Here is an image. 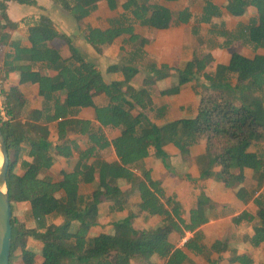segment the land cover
<instances>
[{"label":"trees","instance_id":"1","mask_svg":"<svg viewBox=\"0 0 264 264\" xmlns=\"http://www.w3.org/2000/svg\"><path fill=\"white\" fill-rule=\"evenodd\" d=\"M8 1L0 0V126L11 161V256L26 236L40 242L34 249L51 262L69 257L74 264H134L139 259L149 264H186L188 249L212 264L226 259L230 264H264V192L257 195L258 188L250 182L236 191L239 199L245 204L252 201L263 214L249 238L252 247H262L261 252L253 256L233 248L228 257L235 234L227 231L205 243L202 230L196 228L209 217L194 207L186 219L155 169L158 160L173 169V157L183 154L188 159L198 142L219 166L225 186L234 178L233 162L264 169V122L259 113L229 98L216 99L206 90V86L225 87L231 80L229 63L213 64L207 53L239 43L252 55L232 52L233 63L243 64L235 88L249 86L257 103H264V57L257 56L264 49V0H202L199 9L196 0H189L174 14L154 0H63V8L80 23L86 41L100 55L115 60L106 67L113 76L110 81L48 14L15 20ZM102 2L115 14L100 15ZM225 15L238 19L229 25ZM191 21V32L202 47L184 44L179 65L161 62L147 48L148 34L155 29ZM22 24L27 28L20 32ZM57 41L66 42L68 53H59ZM28 72H36L31 82L38 87L40 102L28 100L19 108L10 99L12 85L24 82ZM169 79H174L170 85L174 93L191 87L197 101L172 106L156 100L151 81L166 84ZM84 108H92L94 115L83 117ZM208 110L213 112L210 117ZM69 126L75 127L73 134ZM112 155V181L99 180L102 159ZM70 161L71 165L65 164ZM58 167L55 178L53 169ZM15 174L21 179L20 193L14 197ZM190 184L207 186L199 179ZM134 195L139 196L136 206L146 214L160 216L163 225L181 235L185 230L194 235L182 247L159 232L132 238L131 223L119 218L118 212L134 205ZM14 199L25 200L28 206L20 211ZM255 217V212L243 209L231 219L240 227ZM153 255L158 259L152 260Z\"/></svg>","mask_w":264,"mask_h":264},{"label":"rangeland","instance_id":"2","mask_svg":"<svg viewBox=\"0 0 264 264\" xmlns=\"http://www.w3.org/2000/svg\"><path fill=\"white\" fill-rule=\"evenodd\" d=\"M33 1H35V3L37 4V11L47 13L50 12L52 18L55 20L59 28L63 32H66L72 36L77 46L80 47V49L89 59L95 61L98 64L99 68L105 72L107 80L110 81L113 76L106 72V67L109 63L114 62L115 60L106 56H102L95 51V49L84 38L80 23L71 15L69 11L63 8V6L61 5V0H40L42 5H39L37 0ZM154 1L160 3L162 7L171 14H174L178 7L187 5L189 3V0ZM195 3H197L196 6H198L199 9L202 0H196ZM8 5H10L9 11L10 15L13 18H16L17 15H23L24 13L27 14L30 11L32 12L33 9L32 5L27 3H19L16 0H9ZM98 13L103 17L115 14V12L110 11L103 2L100 5V10ZM225 18L227 19L229 25H233L238 19V17L233 15H225ZM261 19L264 20V14H261ZM192 24L193 22L191 21L180 26H176L173 24L171 27L163 30L155 29L148 34L146 40L147 48L153 53L158 54L161 62L169 65H179L181 62L184 44H189L192 48L197 49H201L202 47L199 37L191 32ZM26 28V25L22 24L20 32L25 31ZM56 45L60 54L68 53L66 42L64 43L63 41H57ZM233 51H237L245 55H252V51H250L248 47H244L239 43L235 44L232 48L229 49H217L214 52L207 53V58L209 60H212L213 64L219 62L229 63L231 67V80L227 82V86L225 87L216 89L212 88L211 86H206V90L212 97L216 99L229 98L234 100L238 105L244 103L245 105L254 108L259 113L261 121L264 122V103H257L256 95L253 90L249 89V86H245L246 88L242 90H237L235 88L237 72L242 69L243 64L241 62H238L235 65V61L233 63V61L231 60V54ZM2 56L3 48L0 49V65L2 64ZM257 56L264 57V49L259 50ZM35 75L36 72H28L25 75L24 82L18 81L12 85L13 87L10 94V99L15 102V104L19 108H23V104L28 100L32 101V103L35 104H38L40 102L38 87L36 84L31 82L32 77ZM173 80L174 79H169L166 84L151 81V83L155 85L154 87L156 90V100L160 102H167L172 106H178L179 104H183L188 101H197L196 92L191 87H187L181 92L174 93L170 86L172 85ZM200 80L203 79L201 78ZM200 85L202 86L203 84L200 83ZM212 114V110L207 111V116L210 117L212 116ZM84 115L85 117H91V112H86ZM74 131L75 127L69 126L68 132L70 134H73ZM114 157L115 155H112L111 157L106 156L102 159V164L98 172L99 180L101 179L112 181V178L110 176V172L112 170L110 160ZM183 157V154H179L175 158L173 157V161L171 164L174 165V168L170 170L171 172H169L168 169L164 168L162 162H159V160L157 161V164L155 163V169L156 173L158 174L157 176L164 180L163 185L166 187L168 194H172L174 199L179 202V206L183 211L184 216L188 218L190 215V209L199 206V209L209 216L208 222L201 226L205 243L210 244L219 236L223 234L225 235V232L230 231L235 234V236L230 235L232 238L230 240V243L232 244L233 248L238 249V251H245L250 255L257 256L261 252L262 247H252L251 243L249 242V238L251 234L257 230L261 222V218L259 216H262L263 214H260V212H258L252 201L245 204L241 199H239L236 195V191L239 186L242 185L243 181L246 182L254 178L256 182L252 180H250L249 182L254 184L256 188H258L256 192L257 195L262 194L264 192V169H254V174H251L248 170L251 168L241 166V168H243L245 172L242 170L237 172L235 170L231 185L224 186L219 174L217 173L218 167H214L215 162L213 161L211 154L204 148V143L198 142L193 148L192 155L184 163H182L184 160ZM71 162L72 161L65 164L71 165ZM60 165H63V161L59 163V166ZM161 168H163V172L160 171ZM57 170V168H54L53 172L57 173ZM185 170H187V172ZM56 173L54 174L55 178L58 177V174ZM257 175L258 178H255V176ZM14 176L15 189L12 194L15 197L20 193L21 177L17 174H15ZM193 179H199L200 181L204 180L206 181L207 186L196 187L190 185L191 180ZM198 198L201 199L202 202H198ZM206 200H208V202ZM14 201L16 204V208L20 211L28 206V203L25 200L17 201V199H14ZM138 201L139 196L134 195L132 197V205L134 204L131 207L132 215L128 217L130 220H133L135 224H132L134 226V233L132 237L137 238L143 236V234L140 233V231L142 230L141 227L145 229L154 228V230L145 232V234H150L153 232L156 233L157 231L155 229L159 226H161V228L171 230V226L162 224V219L160 221V216L154 217L149 215L150 219H148V221L142 220V211L135 207ZM211 203H213V205ZM243 209H249L255 212L256 217L253 221L243 223L240 227H237L232 223L231 218L233 215L238 214ZM103 212L105 214L107 212V209H102V213ZM136 212L140 214L137 215ZM121 215L127 216L125 211H121ZM101 222H106V218L104 216L101 217ZM147 225L148 227H144ZM93 230L95 231V228ZM174 232H176L174 235L175 238L172 237V240L176 245H182L184 243V239L181 240L180 234H178V232L175 230ZM191 235L192 233L189 232L186 237ZM45 238L46 235L41 236V243ZM34 245H40V242L32 241L31 238L23 236L20 246L14 251L12 256L10 255L9 264H65L72 262L70 258H62L58 262L48 261L45 257V254H39L37 248L34 249ZM216 256L217 253L214 254V258ZM155 257L157 256H154L153 258ZM230 262V260L228 261L226 259L222 262L213 264H230ZM234 263L240 264L236 261ZM186 264L212 263L207 261L201 255L189 252V257Z\"/></svg>","mask_w":264,"mask_h":264},{"label":"crops","instance_id":"3","mask_svg":"<svg viewBox=\"0 0 264 264\" xmlns=\"http://www.w3.org/2000/svg\"><path fill=\"white\" fill-rule=\"evenodd\" d=\"M17 1V0H16ZM63 0H61V5H63V2H62ZM19 2V1H18ZM37 2H38V4L39 5H42V3L40 2V0H37ZM19 3H27V4H30V5H32V7H33V9H32V12L30 11L29 13H24L23 15H17V17L16 18H13L11 15V17L13 18V19H15V20H19L20 18H22L23 16H26V15H33V16H38L40 13H46V14H48L51 18H52V16H51V14H50V12L49 13H47V12H40V11H37V4L36 3H31V2H19ZM10 6V5H9ZM8 12H9V14H10V11H9V7H8ZM28 12V11H27ZM19 18V19H18ZM53 19V18H52ZM53 21H54V23H55V25L57 26V28L58 29H60L59 28V26L56 24V22H55V20L53 19ZM61 30V29H60ZM63 55V54H62ZM155 82H157V81H155ZM154 85V84H153ZM155 86V85H154ZM86 112H91V117L94 115V110L92 109V108H84V110L82 111V116L83 117H85V113ZM87 117V116H86ZM251 148H253V147H251ZM171 153H174V154H176L177 153V150L176 149H171ZM187 160V159H186ZM186 160H183V162L182 163H184ZM162 164H163V162H162ZM62 165H60V167H61ZM163 166H164V168H166L165 167V165L163 164ZM170 166H172V168H174V165H170ZM218 168H217V167ZM214 167H216L217 169H218V172H219V166L218 165H215L214 164ZM231 170H232V172L234 173V171L236 170L237 172H239L240 170H242V171H244L245 172V170H243V168H241V165L238 163V162H233L232 163V165H231ZM248 168H250V167H248ZM56 169V168H55ZM57 169H59V167L57 168ZM166 169H168V171L169 172H171L170 170H172L170 167L169 168H166ZM253 168H251V169H248L249 171H250V173L252 174H254V169L252 170ZM58 171V170H57ZM160 171L161 172H163V168H161L160 169ZM186 172H187V170H185ZM217 172V173H218ZM56 173V172H55ZM54 173V174H55ZM173 173V172H172ZM185 173V172H184ZM57 174V173H56ZM185 176H186V174H185ZM187 176H188V173H187ZM255 178H258V175L257 176H255ZM101 180V179H100ZM250 180H252V181H255L256 182V180L254 179V178H252V179H250ZM250 180H248V181H246V182H242V184H246V183H248ZM102 181H105V180H102ZM164 181V180H163ZM204 181V180H203ZM204 182H206V181H204ZM223 182V181H222ZM207 184V183H206ZM224 184V183H223ZM190 185H192V184H190ZM193 186H196V187H198V186H200V185H193ZM225 186V185H224ZM240 187V186H239ZM198 200H199V198H198ZM206 202V201H205ZM207 202H208V200H207ZM135 207H137L138 209H140L138 206H135ZM194 208V207H193ZM196 209H197V211H198V213L199 214H201V215H205V216H208L207 214H205L202 210H200L199 209V206H196L195 207ZM192 209V208H191ZM190 209V210H191ZM141 210V209H140ZM123 211H125L126 212V215L127 216H123V215H121V211L120 212H118V217L119 218H121V219H124V220H128L130 223H131V225L132 224H134V222H133V220H130L128 217L130 216V215H132V208H130V209H125V210H123ZM122 211V212H123ZM142 211V213H143V217H141L142 218V220H147L148 221V219H150V216H149V214H146V212L145 211H143V210H141ZM137 213V212H136ZM140 213H137V215H139ZM190 214H191V211H190ZM142 215V214H141ZM137 217V216H136ZM154 217H156V216H154ZM189 217H190V215H189ZM189 217L188 218H186V219H189ZM209 217V216H208ZM161 219L162 218H160V221H161ZM205 223H203V224H201L199 227H197L196 229H199V230H201V226L202 225H204ZM135 225V224H134ZM183 225V224H182ZM132 227H133V232H132V234H131V237L133 236V233H134V226L132 225ZM144 227H148V225L147 226H144ZM165 227V226H164ZM141 231H140V233H142L143 234V236H141V237H137V238H134V237H132V238H134V239H142V238H144V236L146 235L145 234V232H148V231H152V230H154V228H152V229H145V228H143V227H141ZM93 230V229H92ZM157 232H159L163 237H165L166 239H168L169 241H171V242H173V243H175L173 240H172V237L173 238H175L174 237V235H175V233L176 232H174V230L175 229H173L172 227H171V230H167L166 228H161V226H159L158 228H156L155 229ZM176 231V230H175ZM98 232V231H97ZM178 232V231H177ZM192 233V235L191 236H189V238L190 237H192L193 235H194V231H191V230H185V233L183 234V235H181V233H179L178 232V234H180V236H181V240H183V237L186 235V234H188V233ZM222 236V235H221ZM220 237V236H219ZM188 238V239H189ZM188 239L186 240V242L188 241ZM217 240V239H216ZM215 241V240H214ZM186 242H184L182 245H176V246H179V247H182ZM235 249V248H234ZM234 249H233V247H232V244L230 245V249L228 250V253L229 254H231V253H234L235 251H234ZM236 250H238V249H236ZM186 252L188 253V255H189V252H192V251H190V250H188V249H186ZM239 252H241V251H239ZM242 252H245V251H242ZM194 253V252H193ZM229 254H227V256L229 257ZM154 256H157V255H153V257ZM152 257V260H157L158 259V257H155V258H153ZM65 258H69V257H65ZM71 259V258H70ZM71 261L72 262H69V263H65V264H74V261L71 259ZM134 264H149V263H145L142 259H139V260H137V261H135L134 262ZM163 264H166V261H164V263Z\"/></svg>","mask_w":264,"mask_h":264},{"label":"water","instance_id":"4","mask_svg":"<svg viewBox=\"0 0 264 264\" xmlns=\"http://www.w3.org/2000/svg\"><path fill=\"white\" fill-rule=\"evenodd\" d=\"M10 154L0 126V264H9L13 241V210L8 183Z\"/></svg>","mask_w":264,"mask_h":264},{"label":"built area","instance_id":"5","mask_svg":"<svg viewBox=\"0 0 264 264\" xmlns=\"http://www.w3.org/2000/svg\"><path fill=\"white\" fill-rule=\"evenodd\" d=\"M186 236H187V234L183 237L184 242H186V240L189 238V236L188 237H186Z\"/></svg>","mask_w":264,"mask_h":264}]
</instances>
